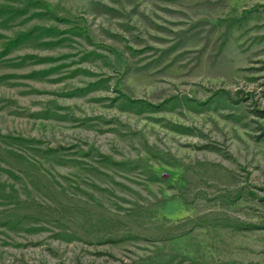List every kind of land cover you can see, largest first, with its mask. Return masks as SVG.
Here are the masks:
<instances>
[{"label":"rangeland","instance_id":"1","mask_svg":"<svg viewBox=\"0 0 264 264\" xmlns=\"http://www.w3.org/2000/svg\"><path fill=\"white\" fill-rule=\"evenodd\" d=\"M0 264H264V0H0Z\"/></svg>","mask_w":264,"mask_h":264}]
</instances>
